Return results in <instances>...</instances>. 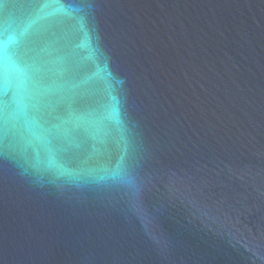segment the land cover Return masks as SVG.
Here are the masks:
<instances>
[{
    "label": "water",
    "instance_id": "water-1",
    "mask_svg": "<svg viewBox=\"0 0 264 264\" xmlns=\"http://www.w3.org/2000/svg\"><path fill=\"white\" fill-rule=\"evenodd\" d=\"M0 264H264V0H0Z\"/></svg>",
    "mask_w": 264,
    "mask_h": 264
}]
</instances>
